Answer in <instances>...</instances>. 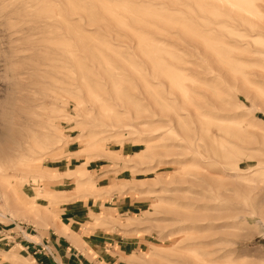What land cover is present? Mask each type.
Wrapping results in <instances>:
<instances>
[{"label": "rangeland", "instance_id": "rangeland-1", "mask_svg": "<svg viewBox=\"0 0 264 264\" xmlns=\"http://www.w3.org/2000/svg\"><path fill=\"white\" fill-rule=\"evenodd\" d=\"M78 198L127 264H264V0H0V264Z\"/></svg>", "mask_w": 264, "mask_h": 264}, {"label": "crops", "instance_id": "crops-1", "mask_svg": "<svg viewBox=\"0 0 264 264\" xmlns=\"http://www.w3.org/2000/svg\"><path fill=\"white\" fill-rule=\"evenodd\" d=\"M99 207L98 201L91 198L63 203L60 222L42 233L24 234L26 240L19 243V254L31 258L26 264H127L128 256L143 242L133 237L126 240L116 232L100 229L86 232L92 223L88 214ZM110 208L129 211L131 205L119 201Z\"/></svg>", "mask_w": 264, "mask_h": 264}, {"label": "bare ground", "instance_id": "bare-ground-1", "mask_svg": "<svg viewBox=\"0 0 264 264\" xmlns=\"http://www.w3.org/2000/svg\"><path fill=\"white\" fill-rule=\"evenodd\" d=\"M4 180V179H3Z\"/></svg>", "mask_w": 264, "mask_h": 264}]
</instances>
